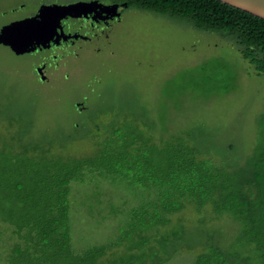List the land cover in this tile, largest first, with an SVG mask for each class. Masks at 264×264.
I'll return each mask as SVG.
<instances>
[{
  "label": "rangeland",
  "instance_id": "374dc122",
  "mask_svg": "<svg viewBox=\"0 0 264 264\" xmlns=\"http://www.w3.org/2000/svg\"><path fill=\"white\" fill-rule=\"evenodd\" d=\"M22 3L25 7L19 8ZM40 3L0 0V26ZM51 53L67 56L57 68L47 65V82H41L34 67L53 63L48 52L15 55L0 45V172L8 159L11 171L10 160L22 155H86L123 129H135L159 148H190L239 177L264 154V76L213 34L130 11L106 38ZM98 183L73 186L70 243L77 252L117 238L126 220L109 210L127 215L148 199L143 189ZM2 230L4 257L8 243L16 240L13 236L8 242L9 229ZM163 234L172 239L160 249L157 240ZM246 241L229 215L216 217L210 205L187 207L172 215L144 248L155 251L137 255L140 264L160 259H167L163 264H193L205 247L218 245L257 264ZM126 254L123 246L112 249L99 264H122Z\"/></svg>",
  "mask_w": 264,
  "mask_h": 264
},
{
  "label": "trees",
  "instance_id": "16d2710c",
  "mask_svg": "<svg viewBox=\"0 0 264 264\" xmlns=\"http://www.w3.org/2000/svg\"><path fill=\"white\" fill-rule=\"evenodd\" d=\"M98 1L126 2L131 9L213 34L234 47L264 76V19L218 0ZM94 145L95 151L79 157L17 156L10 160L11 171L9 159L5 161L0 172V238L6 227L11 235L8 242L13 236L16 242L8 243L10 249L4 257L0 254V264H99L108 252L122 246L127 252L122 264H135L140 260L137 254L146 257L149 251H155L148 247L146 252L144 248L161 226L170 223L172 215L187 207L200 210L205 205L212 207L216 217L227 214L236 220L247 238L245 243L254 249L257 264H264V154L239 177L200 159L190 148H159L135 129L113 131ZM92 182L143 189L148 199L128 209L127 215L109 210V215L119 214L126 220L117 238L77 252L70 243L73 186ZM171 239L160 236V249L169 246ZM249 259L215 245L205 247L193 264H251Z\"/></svg>",
  "mask_w": 264,
  "mask_h": 264
},
{
  "label": "flooded vegetation",
  "instance_id": "af4514ba",
  "mask_svg": "<svg viewBox=\"0 0 264 264\" xmlns=\"http://www.w3.org/2000/svg\"><path fill=\"white\" fill-rule=\"evenodd\" d=\"M77 2L86 3L87 6L80 12L78 16H65L60 19L59 27H57L55 34L50 39L48 46L46 47H36L28 52L22 54H15L8 46L7 47L12 53L15 55H24L30 53H37V52H48L49 55V62L53 63H46L41 62L34 67V71L36 77L41 82H47V78L44 75L45 71H48L47 65H52L54 67H58L59 59H62L66 54L56 55L51 53L52 51L59 49V48H70L75 46L78 42H86L91 43L93 40L96 39H103L107 37L108 32L112 29L114 24L120 23L125 13L130 11H138L129 8L126 2H103L98 0H80ZM95 4H90L93 3ZM74 3V2H72ZM50 4H70V3H40L35 11L26 13L20 17L10 20L9 22L3 24L2 26L9 24L13 21L22 20L25 18H31L37 16L39 13V9L43 5H50ZM117 5V9L115 11L105 8L106 6H113ZM25 7V3L21 4L19 8ZM141 12V11H139ZM147 13V12H145ZM149 14V13H148ZM74 22L73 26H68L67 22ZM0 26V28L2 27ZM76 36V38L74 37ZM66 37V38H63ZM1 45V44H0ZM37 69L41 71V75L37 74ZM43 77V79L41 78ZM78 104V103H77ZM78 109V107H76Z\"/></svg>",
  "mask_w": 264,
  "mask_h": 264
},
{
  "label": "water",
  "instance_id": "95a60500",
  "mask_svg": "<svg viewBox=\"0 0 264 264\" xmlns=\"http://www.w3.org/2000/svg\"><path fill=\"white\" fill-rule=\"evenodd\" d=\"M233 8L264 19V0H218ZM90 4H95L89 3ZM87 6L83 2L43 5L37 16L13 21L0 28V44L8 46L15 54L28 52L36 47H46L65 16H78ZM117 5L105 8L115 11ZM76 38V36H74ZM66 38V37H63ZM37 74L41 71L37 69ZM43 79V77H41ZM78 106V105H76Z\"/></svg>",
  "mask_w": 264,
  "mask_h": 264
}]
</instances>
